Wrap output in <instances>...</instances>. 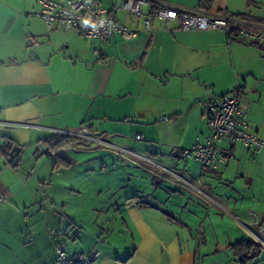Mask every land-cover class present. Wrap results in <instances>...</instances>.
<instances>
[{
    "label": "crops",
    "instance_id": "crops-1",
    "mask_svg": "<svg viewBox=\"0 0 264 264\" xmlns=\"http://www.w3.org/2000/svg\"><path fill=\"white\" fill-rule=\"evenodd\" d=\"M92 1L110 9L117 0ZM148 1L191 14H228L247 25L264 24L237 16L251 12L264 19V3ZM38 8L36 0H0V137L18 144L33 141L52 173L78 167L100 174L116 155L64 146L48 155L39 142L51 134L50 128L85 125L112 134V143L149 158L159 169L150 173L124 161L125 179L49 178L41 182L42 195L0 189L6 197L0 206V264H53L56 245L69 257L97 250L92 264H240L231 255L219 260L217 244L195 234L219 227L224 214L231 215L229 209L234 218L264 225V208H248L264 185V151L220 142L225 162L211 168L182 158L180 149L208 134L206 103L236 86L244 88L242 105L261 137L264 119L254 109L264 100V45L228 37L220 29L180 30L175 21L162 29L153 14L154 29L146 30L142 17L126 10L116 17L136 30L137 37L125 40L115 33L103 43L84 39L75 30L47 27L40 17L27 14ZM143 9L150 15V8ZM136 133L143 139H135ZM56 159L66 165L55 166ZM163 169L199 181L216 203L178 188ZM129 184L141 188L124 193ZM259 199L264 204V196Z\"/></svg>",
    "mask_w": 264,
    "mask_h": 264
},
{
    "label": "built area",
    "instance_id": "built-area-1",
    "mask_svg": "<svg viewBox=\"0 0 264 264\" xmlns=\"http://www.w3.org/2000/svg\"><path fill=\"white\" fill-rule=\"evenodd\" d=\"M39 8L36 11L27 12L29 15L40 17L47 27H58L62 30H75L87 40H98L107 43L115 33L125 40L137 37L136 30L128 28L116 17L120 10H126L131 14L142 17L146 30L152 27L151 15L144 12V7L151 8L148 0H117L107 9L95 4L92 0H36ZM153 16L161 22L160 27L167 29L173 21L177 28L184 31L220 29L227 36H235L245 43L264 45V24L247 25L228 14L194 13L176 6L157 5ZM244 88L236 86L228 93L219 98L212 99L205 105V115L209 132L207 135L197 137L195 142L180 149L182 158L192 159L203 167L217 168L225 162L220 142L227 144L239 143L254 152L264 151V139L259 137L250 125L248 110L241 103V95ZM161 120L169 122L167 117ZM51 133L68 136L71 138L65 148L74 151L104 150L116 155L125 162L137 165L147 172L154 173L159 166L149 158L135 151L119 147L111 142L112 134L95 131L88 126L80 125L72 129L50 128ZM135 139L142 140L141 134L136 133ZM166 175L175 179L177 186L186 188L191 194L203 199L216 201L197 185L199 181H188L172 170L163 169ZM165 179V178H164ZM6 197L0 194V204L5 202ZM264 235V225L258 229ZM252 233V232H251ZM252 235L256 242L264 245V240L255 233ZM56 258L53 264H92L98 257L99 252L95 249L85 253L69 257L61 245H56Z\"/></svg>",
    "mask_w": 264,
    "mask_h": 264
},
{
    "label": "rangeland",
    "instance_id": "rangeland-1",
    "mask_svg": "<svg viewBox=\"0 0 264 264\" xmlns=\"http://www.w3.org/2000/svg\"><path fill=\"white\" fill-rule=\"evenodd\" d=\"M262 13H264V6H262ZM243 96V95H242ZM243 98H241L242 103ZM262 107H264V100H262ZM259 107L256 111V114L259 118L264 119V108ZM248 110V109H247ZM249 112V110H248ZM254 113V112H253ZM255 114V113H254ZM18 129V128H17ZM18 131V130H17ZM261 137L264 138V131L261 133ZM23 140V137L20 138ZM5 143L0 142V148H5ZM20 144L23 146V150L19 155V162L16 166H12L6 159L5 155L0 152V189L2 191H9L11 193H17L20 190V193H28V191L32 193H37L39 195H42L43 193V186L41 182H44V180H48L49 178L52 179V182L62 179V178H77L83 179L84 177H103V178H112V179H125L127 178L125 168H123L124 161L116 156H113L114 162L113 164L109 165L107 164L106 169H99L101 170L100 174H95L92 171H85L84 168H67V167H61L65 166L66 164L61 163L57 167H61V169H56L54 173L51 172V164L46 163V156L42 154L40 149H37V145L32 141H21ZM47 165H46V164ZM99 161H95V164L98 165ZM114 165V166H112ZM174 172V171H173ZM264 172V170H262ZM192 182L196 181L191 180ZM198 187L200 189H204L200 183H197ZM125 187L123 189L124 193L130 192L131 189L138 190L141 188L140 186H137L135 184H129V186H123ZM144 187H142L143 189ZM178 188L190 192L186 188H181L178 186ZM141 189V190H142ZM260 194L257 197V191L254 193V202L251 200L248 203V208L251 210H254L256 212H259L262 208H264V204L259 205V197L264 196V185L260 187ZM128 191V192H126ZM204 191L210 196L214 197V195L210 192L204 189ZM187 193V194H188ZM2 194V193H0ZM203 199V198H200ZM206 202H209V204H214L211 202L210 199H203ZM2 203L0 204V206ZM164 205V204H162ZM205 207H207L205 205ZM164 209L168 210V212H171L176 218H179V215H176L169 209L167 205L163 206ZM223 211V210H222ZM61 212V211H60ZM231 213V215H234L235 213L232 212L230 209L228 211ZM229 215L228 213H225L223 216L222 224L217 227L214 225V227H206L204 231H202L201 234H195L196 237L200 239H205L209 244L215 245L217 244V248H220L218 251L214 252L215 254H218L219 260H222V258H227L228 255H231V252L228 248L223 249L222 247L226 245L228 242H233L234 240H238L241 238H245L247 240L256 241V238L252 235V233H255L258 237H260L262 240H264V235L260 233L258 230L259 227L255 224L250 223V220L245 218H234L233 216ZM260 215V214H259ZM212 220V219H209ZM180 228L179 226L177 227ZM195 229V228H194ZM193 229V230H194ZM196 230V229H195ZM252 232V233H251ZM228 245V244H227ZM264 247V245H262ZM264 249V248H262ZM232 256V255H231ZM251 260H253L251 262ZM251 260L245 262L244 264H264V252L260 253L258 252L257 255L252 258ZM227 261V260H226ZM226 264H233V262H227ZM242 264V263H240Z\"/></svg>",
    "mask_w": 264,
    "mask_h": 264
},
{
    "label": "trees",
    "instance_id": "trees-1",
    "mask_svg": "<svg viewBox=\"0 0 264 264\" xmlns=\"http://www.w3.org/2000/svg\"><path fill=\"white\" fill-rule=\"evenodd\" d=\"M248 6H258L259 3H264V0H247ZM156 5L151 4L150 8V15H152L156 9ZM237 16H239L241 19L244 20H264L262 18H256L254 15L251 14V12H244L240 13ZM0 138L6 139L5 148L0 150L4 153V155L7 158L8 151L10 150L11 146L15 144L16 142L7 136H2ZM71 141V138L68 136H63L60 134L51 133L49 136H47L45 139L39 140L41 142L42 148L45 149V153L48 155H52L56 150L61 148L62 146H65L69 144ZM47 145V146H46ZM63 163L59 159L55 160L54 165L58 166V164ZM264 247L256 241L242 239L236 242H232L228 245V249L231 252V255L233 257L239 258L240 263L244 264L245 262L251 260L254 258L257 253Z\"/></svg>",
    "mask_w": 264,
    "mask_h": 264
},
{
    "label": "water",
    "instance_id": "water-1",
    "mask_svg": "<svg viewBox=\"0 0 264 264\" xmlns=\"http://www.w3.org/2000/svg\"><path fill=\"white\" fill-rule=\"evenodd\" d=\"M23 150V146L18 143H15L11 146L10 150L8 151L7 161L12 165L16 166L19 162V155Z\"/></svg>",
    "mask_w": 264,
    "mask_h": 264
}]
</instances>
